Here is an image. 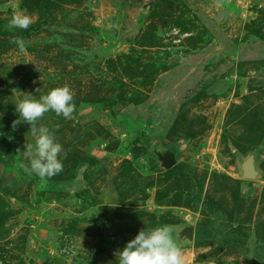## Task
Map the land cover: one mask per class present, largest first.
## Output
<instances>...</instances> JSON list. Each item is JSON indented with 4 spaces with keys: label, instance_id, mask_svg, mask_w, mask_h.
I'll return each instance as SVG.
<instances>
[{
    "label": "rangeland",
    "instance_id": "obj_1",
    "mask_svg": "<svg viewBox=\"0 0 264 264\" xmlns=\"http://www.w3.org/2000/svg\"><path fill=\"white\" fill-rule=\"evenodd\" d=\"M16 12L27 30H8ZM65 85L72 118L38 121L63 171L42 181L20 167L34 138L23 121L12 129L15 105ZM213 212L241 225L238 245L196 240ZM163 225L184 264H264V0L243 12L227 0H0V264H117L115 251Z\"/></svg>",
    "mask_w": 264,
    "mask_h": 264
},
{
    "label": "clouds",
    "instance_id": "obj_2",
    "mask_svg": "<svg viewBox=\"0 0 264 264\" xmlns=\"http://www.w3.org/2000/svg\"><path fill=\"white\" fill-rule=\"evenodd\" d=\"M13 7H19L13 4ZM32 18L24 12L14 13L7 25L13 29L27 30L32 24ZM10 43L15 44L20 53L26 51V43L21 37H13ZM33 95L25 94L24 98L15 105L19 119L12 122V129L23 121L29 125V131L34 143H25L23 153L26 163L20 167L28 175H36L40 180L51 179L63 171L60 154L63 147L56 142L55 136L45 126L39 125L45 113L52 111L58 117L72 118L75 111L74 95L65 85L51 89L39 100ZM13 137L9 136V140ZM87 168V165H83ZM174 226L163 225L150 230L141 229L134 239L127 242L122 250L114 252L117 264H184L182 250L174 236Z\"/></svg>",
    "mask_w": 264,
    "mask_h": 264
},
{
    "label": "trees",
    "instance_id": "obj_3",
    "mask_svg": "<svg viewBox=\"0 0 264 264\" xmlns=\"http://www.w3.org/2000/svg\"><path fill=\"white\" fill-rule=\"evenodd\" d=\"M177 167L176 165L172 167L171 169L167 170V172L174 178H178L179 174L177 173ZM178 184L180 186V189L182 192L186 193L188 188H187V181L184 178H181L178 180ZM190 199L194 202H201V207L207 208V201L206 199H202L200 195H195L193 197V193L190 192L188 195ZM211 221L213 222L214 226L210 227L209 225H204L200 229H198L196 233V240L204 239V238H213L214 235H220L222 240L225 241L226 243L236 246L239 244L238 238L241 233V225H237L233 227V225H230L229 227H225L223 222L218 219L216 214L213 212L211 214ZM208 236V237H207Z\"/></svg>",
    "mask_w": 264,
    "mask_h": 264
},
{
    "label": "water",
    "instance_id": "obj_4",
    "mask_svg": "<svg viewBox=\"0 0 264 264\" xmlns=\"http://www.w3.org/2000/svg\"><path fill=\"white\" fill-rule=\"evenodd\" d=\"M157 158L160 161V165L164 170H169L176 164L175 154L173 152H166L164 154H157ZM246 178H252L253 172L252 171H245ZM193 229L192 227H185L181 232V235H184L188 240L193 239Z\"/></svg>",
    "mask_w": 264,
    "mask_h": 264
},
{
    "label": "built area",
    "instance_id": "obj_5",
    "mask_svg": "<svg viewBox=\"0 0 264 264\" xmlns=\"http://www.w3.org/2000/svg\"><path fill=\"white\" fill-rule=\"evenodd\" d=\"M230 4L235 6L239 11H245L248 7V0H227Z\"/></svg>",
    "mask_w": 264,
    "mask_h": 264
}]
</instances>
